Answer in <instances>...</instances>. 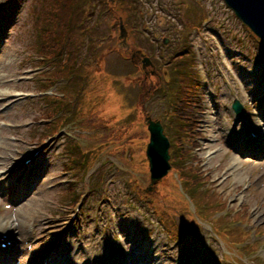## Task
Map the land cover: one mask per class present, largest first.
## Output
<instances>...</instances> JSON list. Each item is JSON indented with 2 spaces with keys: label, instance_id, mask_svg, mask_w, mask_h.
I'll list each match as a JSON object with an SVG mask.
<instances>
[{
  "label": "rangeland",
  "instance_id": "374dc122",
  "mask_svg": "<svg viewBox=\"0 0 264 264\" xmlns=\"http://www.w3.org/2000/svg\"><path fill=\"white\" fill-rule=\"evenodd\" d=\"M42 0H38L37 2L32 0H20L18 8H21V13H18V20L17 26L13 30L12 36L8 39V42L5 44L3 51H2V62H0V82L1 79L7 76H15L16 74H20L21 70H23V73L20 75V78L23 79L21 85H18V87H22V93L25 94L23 96L25 99H28L29 96L26 94H33L37 93L35 90V76L33 75L35 72L39 71L37 67H39L38 64H33L35 58H29L26 61H24L25 57V49L29 50V53L35 54L34 46L37 42L36 38L32 36L31 31L34 30L32 27L35 22L31 19V10L35 7V10L38 11L40 9V3ZM70 2V0H68ZM89 0H86L82 4L81 11L77 9L76 3H74L72 6H68L65 8H68L67 11H65V17L69 18L68 22H72L73 19H82L88 15L87 13H91L92 10V4L88 3ZM130 7V6H129ZM42 8H47V3H42ZM132 9V8H131ZM135 9L138 10V14L143 17L149 16L151 17V20L149 22V28L153 31L152 36H156L157 31L161 32L160 38L164 32L169 33L172 37L174 32L176 35L180 34V31H183L187 29L185 25H183L184 20H188L187 24L190 25L192 20L199 16L201 12H204L208 16H214L215 19L212 23L213 30L215 35L218 37V40L221 38H224L227 44H232L233 46H236L237 44H240L239 48V64L237 66L239 67H246V70H249L250 72H256L260 65L257 64V55L251 54V48L249 45H253V41L251 38L248 37L246 34V30L243 33L242 25L235 19L232 18V14L230 11L227 10V7L225 8V5L222 3L221 0H137ZM78 13V14H77ZM89 13V14H90ZM189 22V23H188ZM193 23V22H192ZM102 29H104V33L107 31V25L104 22H99ZM211 26H209L208 29L202 28L201 31L204 32L205 36H209ZM167 30V31H165ZM224 32V33H223ZM191 34V42L193 40L194 35H196L193 31V29L190 31ZM240 33H243L241 36ZM232 35L235 36L233 41L229 40V36ZM233 38V37H232ZM140 40L141 44H145L143 40H141L138 36L136 37V40ZM119 33L118 31L114 32V35L112 39L104 43L105 47H107L110 43V45H113L118 48L121 52H125L126 48L123 46H120L119 43ZM210 43L213 45L212 39H210ZM108 44V45H107ZM196 46V49L198 51H202L203 59L206 60L207 56L204 52V41L197 40L196 43H194ZM119 46V47H118ZM115 54V53H113ZM114 58L108 59L105 58V66L104 68L108 69L110 71L119 72L122 74L131 73L130 67L127 65L118 64L117 57L114 55ZM217 59L219 61V69L216 68L215 72L209 71L207 75L210 77V79L214 78H226L230 79L232 76L230 75V72L226 68L225 64L222 63L221 58L219 57V54H217ZM3 60H5L3 62ZM236 61V60H234ZM233 60H230V67L234 69L233 67ZM207 63V60L205 61ZM27 69H23L27 67ZM4 72H3V70ZM194 69L200 72L201 69L199 66H196ZM207 68H204L206 70ZM235 70V69H234ZM161 73H164V70L161 69ZM247 72V71H246ZM249 73V72H248ZM182 73H173L170 78H168L172 83L171 87L179 89V84L174 83L173 81L179 82L181 79ZM98 77V76H97ZM165 77V76H164ZM98 84H97V93L94 97V101H101L104 95V91H106V87L103 84V81H101L100 78H98ZM157 82H161L160 80H157ZM59 86H69L70 84H63L59 83ZM13 86V85H11ZM72 84L70 85L69 89H71ZM164 87L167 88V85L164 84ZM0 88L2 92L8 91L11 87H3L0 85ZM121 89V88H120ZM119 89V90H120ZM125 90V99L128 103H132L136 100L137 95V89L131 90L127 87L124 88ZM202 95L203 102L205 104V118L204 121L199 123V129L202 127L201 124L205 125L204 130L207 132L206 134H209L210 137H207L208 140H214L219 138L220 135V128L224 127L221 121L217 120L216 114L211 110L209 107L208 99H213L214 101H217L215 97L210 93L208 90V86L206 84H202ZM50 90L49 93L54 92ZM253 91L254 86L251 80L245 82L244 88H237L233 92V96H237L239 99L242 100L250 109H251V122L249 125L256 126V124L253 122L255 117L258 114V108L260 106V99L253 97ZM164 93V92H161ZM2 94V93H0ZM41 96L36 97H30L31 100H28L27 102L20 103L16 108L13 110H10L4 114L0 115V225L7 226V230L10 232H13L15 228L20 227L22 224L25 226V222L29 219H37L40 223V231H44L43 235L37 234L34 237H31L26 232V227H24L20 234L16 235L17 241L22 244L26 238L31 237L32 241L35 240V238L42 239V246L36 248L33 243V247L36 249V251L29 253V256L27 257V262H31V259L35 255H39L42 253L43 255L47 254L48 252H45L47 245V241L44 243L43 238L47 234H52L56 237H53L50 235L51 238L55 239L57 238V242L54 244H51V247L56 245L59 247L61 244H63V248L65 250L68 249L70 244V238H71V230L73 229V222L69 228V230L60 236V233L63 229V227L70 221L71 216H67L63 219L62 224H56V221L52 222V218H49L46 213H54L55 211V202L56 204L59 203L60 199L63 198L59 196V190L61 189L62 195L64 194L66 190V186L62 185L66 183V178L68 174H63L62 172L59 173V166L62 167V160L60 156L54 155L52 157V170L50 171V174L46 177L45 183H37L33 185L30 183V188H28V191H24V185L21 184V189L23 192L21 193V190L19 189V183L21 179V173L20 169L18 170V164L21 163L22 160H24L26 157H28L33 151L34 147L39 146V142L37 141L38 137L44 133V128L36 126H33L29 128L32 124L31 121L34 120L35 117H41L42 114V100L38 99ZM167 97L166 95H156L155 99L150 103L148 106V110L155 116L162 117V115L167 114L166 112L170 109L169 105L166 101ZM24 99H21L23 101ZM7 104L11 103L10 99L5 100ZM90 101H92L90 99ZM19 101H16L17 104ZM212 105H215L214 103H211ZM3 104L0 105V107ZM105 106H107V103H105ZM117 108V107H116ZM118 109V108H117ZM213 110H215V107H212ZM119 110V109H118ZM123 110V108H122ZM95 109L93 110V112ZM105 115V114H103ZM167 122V121H166ZM174 123V119H170L167 124L172 125ZM43 125L44 123H39ZM22 125L23 127H21ZM45 141V140H43ZM59 140H52L50 141V144L53 143L52 147L48 150L46 155L50 156L51 152L56 151L59 147ZM203 142V148H207L205 151H208V149H213L216 146L207 143V141ZM29 154V155H28ZM225 153L222 154L221 158L222 161H225ZM42 163V162H41ZM40 163L36 166L30 168L29 172L31 173L33 169H36L39 167ZM12 169L11 172H9V169ZM28 170V167L24 168V171L26 172ZM19 171V172H18ZM29 175H27L26 180L29 179ZM34 178L36 179L38 172H34ZM59 176V177H58ZM213 177L216 178L217 175L213 173ZM219 177H221V174H219ZM223 177V176H222ZM60 180V181H59ZM31 181H34L32 179ZM60 182L59 185L56 183ZM15 183V184H14ZM15 185V186H14ZM61 185V187H59ZM29 186V185H27ZM184 194L186 200L189 202L190 207H194L195 210L192 211V217L187 215L186 218L190 220H194L197 217H200V215L204 216L206 212L210 208H214L216 200H212L213 192L210 191L207 194L201 195V188L197 187L193 189L192 191H189L187 189L181 190ZM20 197H23L20 199ZM60 197V198H59ZM211 197L210 200L208 198ZM28 198L27 202L26 199ZM59 198V199H58ZM15 199H20V202H15ZM187 201L185 203L187 204ZM183 201L177 200L175 202H172L171 204L175 207H178L182 205ZM5 205H9L10 209L6 210ZM199 209V210H198ZM252 214H250V218L252 217ZM92 215V214H91ZM91 216H86L85 219H89ZM5 218H9L10 221H6ZM253 220V218H251ZM79 222V221H78ZM263 221H259V223H262ZM53 223V224H52ZM50 226V231L44 230L45 227L48 225ZM88 224V222H87ZM86 224V225H87ZM264 224V223H262ZM89 228H93V226H89ZM45 239V238H44ZM39 241V240H38ZM51 241V240H50ZM38 249V250H37ZM24 264V263H21ZM31 264V263H29Z\"/></svg>",
  "mask_w": 264,
  "mask_h": 264
},
{
  "label": "water",
  "instance_id": "95a60500",
  "mask_svg": "<svg viewBox=\"0 0 264 264\" xmlns=\"http://www.w3.org/2000/svg\"><path fill=\"white\" fill-rule=\"evenodd\" d=\"M246 16L245 21L264 33V0H227ZM235 1V2H234ZM235 4V5H234ZM262 18V19H261Z\"/></svg>",
  "mask_w": 264,
  "mask_h": 264
},
{
  "label": "bare ground",
  "instance_id": "6f19581e",
  "mask_svg": "<svg viewBox=\"0 0 264 264\" xmlns=\"http://www.w3.org/2000/svg\"><path fill=\"white\" fill-rule=\"evenodd\" d=\"M2 90L0 89V92H1Z\"/></svg>",
  "mask_w": 264,
  "mask_h": 264
}]
</instances>
